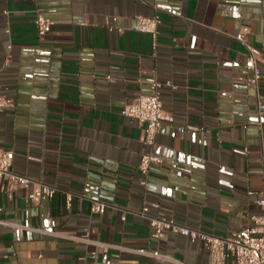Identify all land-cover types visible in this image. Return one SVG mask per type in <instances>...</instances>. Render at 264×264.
Here are the masks:
<instances>
[{
	"label": "crops",
	"instance_id": "obj_1",
	"mask_svg": "<svg viewBox=\"0 0 264 264\" xmlns=\"http://www.w3.org/2000/svg\"><path fill=\"white\" fill-rule=\"evenodd\" d=\"M37 9L53 21L42 40ZM138 15L159 16L155 38L136 29ZM244 39L261 71L257 91L243 73ZM154 83L173 121L156 136L161 161L144 188L143 130L121 111ZM0 96L12 99L0 147L33 181L0 191V264H171L124 250L137 247L209 264L199 240L159 239L136 214L143 202L221 236L262 213L264 0H0ZM39 183L53 195L43 198ZM93 201L105 211L92 212Z\"/></svg>",
	"mask_w": 264,
	"mask_h": 264
},
{
	"label": "built area",
	"instance_id": "obj_2",
	"mask_svg": "<svg viewBox=\"0 0 264 264\" xmlns=\"http://www.w3.org/2000/svg\"><path fill=\"white\" fill-rule=\"evenodd\" d=\"M136 20V29L138 31L149 33L153 38L156 37L161 22L158 15H138ZM34 23L40 40L44 39L53 25V21L45 17L40 9L36 10ZM242 30L244 33L248 32L247 28H243ZM243 43L248 52L243 73L246 75L247 84L257 91L261 71L256 64V51L245 39ZM7 47L10 48V45ZM160 89L161 84L154 83V92L152 94H138L126 102L121 111L122 115L135 119L143 130L142 142L145 151L140 155L136 168L140 174L139 183L144 188L147 184L150 166L161 161L154 153L156 136L163 123H171L173 121L172 114L163 107ZM11 105V98L0 96V113L5 107ZM257 109L259 115L263 114L264 104L258 103ZM180 130L182 131V129ZM13 156L14 152L12 150L0 147V191H13L19 188H26L33 182L30 178L16 174L11 170ZM39 184L43 198L51 197L55 192L54 187L44 183ZM70 200L71 197H68L67 205H69ZM256 203L262 213L251 216V224L241 231L224 236L187 227L177 222L174 218L150 214L151 208H158L159 205L157 203L144 201L136 214L148 220L150 228L159 239L164 237L165 233L173 232L187 237L190 241L199 240L208 255L209 264H264V177L262 197ZM106 207L107 204L103 202L93 201L91 211L94 213H103ZM124 213L121 215V220L125 219ZM56 234H60L66 239L75 242L93 243L88 238L87 233L83 236H76L71 233ZM124 250L145 258L169 261L171 264H186L172 256L160 253L157 249L137 247L124 248Z\"/></svg>",
	"mask_w": 264,
	"mask_h": 264
}]
</instances>
